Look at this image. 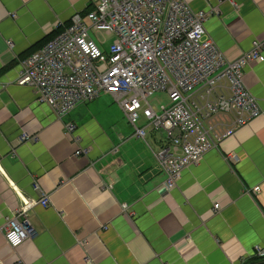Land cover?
Wrapping results in <instances>:
<instances>
[{
    "label": "crops",
    "instance_id": "1",
    "mask_svg": "<svg viewBox=\"0 0 264 264\" xmlns=\"http://www.w3.org/2000/svg\"><path fill=\"white\" fill-rule=\"evenodd\" d=\"M94 1L0 0V223L22 197L49 200L28 210L33 238L12 248L0 232V264H264L254 259L264 247V61L243 68L261 113L185 167L167 192L151 152L164 144L161 132L136 136L108 97L59 118L16 84L19 59ZM185 1L211 11L204 26L227 59L264 40V0ZM23 132L36 138L18 141Z\"/></svg>",
    "mask_w": 264,
    "mask_h": 264
},
{
    "label": "built area",
    "instance_id": "2",
    "mask_svg": "<svg viewBox=\"0 0 264 264\" xmlns=\"http://www.w3.org/2000/svg\"><path fill=\"white\" fill-rule=\"evenodd\" d=\"M210 12L194 11L185 0H95L84 15L56 23L55 35L19 59L15 82L31 87L36 102L59 118L78 103L110 95L136 136L145 140L147 127L163 134L164 144L150 149L165 174L162 186L170 191L185 167L261 113L243 82V68L264 61V40L253 39L249 50L227 59L206 32ZM90 29L114 38L105 49L107 40L97 43ZM155 92H165L168 102L153 106L148 97ZM35 138L23 132L18 141ZM36 204L48 206L47 195L22 197L0 223L10 247L36 235L28 213ZM127 208L123 203L122 211ZM254 254L264 257V247L256 246Z\"/></svg>",
    "mask_w": 264,
    "mask_h": 264
},
{
    "label": "rangeland",
    "instance_id": "3",
    "mask_svg": "<svg viewBox=\"0 0 264 264\" xmlns=\"http://www.w3.org/2000/svg\"><path fill=\"white\" fill-rule=\"evenodd\" d=\"M89 35L97 42L99 43V39L100 38H105V40H107V43L104 45L105 47L113 40L114 36L113 35H109V34H105L104 32L101 33H96L94 30H89ZM106 94L101 93L99 98L102 97H108L110 99V103L113 105H116L117 103L111 98V96H105ZM148 100L153 104V106L158 107L159 104L161 103H167L168 102V96L165 92H155L153 94H151L148 97ZM125 118V117H124ZM126 120V119H125ZM144 118L141 116L140 119L137 122V125H139L140 122H143ZM156 134H158L159 132H156Z\"/></svg>",
    "mask_w": 264,
    "mask_h": 264
},
{
    "label": "trees",
    "instance_id": "4",
    "mask_svg": "<svg viewBox=\"0 0 264 264\" xmlns=\"http://www.w3.org/2000/svg\"><path fill=\"white\" fill-rule=\"evenodd\" d=\"M63 24H66V23H63ZM58 30H53L52 33H50L47 37H46V40H48L50 37H52L53 35H55L57 33ZM257 258H264V257H260V256H257L255 255V258L254 259H257Z\"/></svg>",
    "mask_w": 264,
    "mask_h": 264
}]
</instances>
